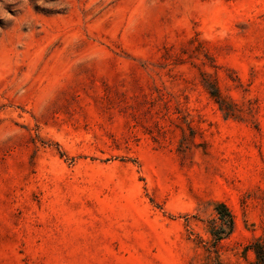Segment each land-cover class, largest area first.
Listing matches in <instances>:
<instances>
[{
  "label": "rangeland",
  "instance_id": "374dc122",
  "mask_svg": "<svg viewBox=\"0 0 264 264\" xmlns=\"http://www.w3.org/2000/svg\"><path fill=\"white\" fill-rule=\"evenodd\" d=\"M220 203L244 263L264 0H0V264H204Z\"/></svg>",
  "mask_w": 264,
  "mask_h": 264
},
{
  "label": "trees",
  "instance_id": "16d2710c",
  "mask_svg": "<svg viewBox=\"0 0 264 264\" xmlns=\"http://www.w3.org/2000/svg\"><path fill=\"white\" fill-rule=\"evenodd\" d=\"M217 213V218L220 223L217 225L213 221V224L208 230L211 239L205 242L207 251H213L215 255L213 257L209 255L204 264H232L220 259L216 251L217 243L224 237L223 235L227 236L232 231V215L223 203L217 205ZM249 253H251L250 258L248 257ZM242 257L245 262L237 264H264V241L260 237H253V239L243 247Z\"/></svg>",
  "mask_w": 264,
  "mask_h": 264
}]
</instances>
